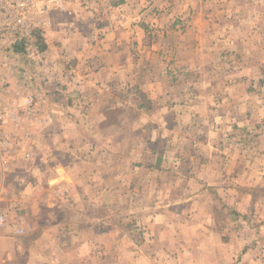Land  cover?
I'll use <instances>...</instances> for the list:
<instances>
[{"label": "rangeland", "instance_id": "obj_1", "mask_svg": "<svg viewBox=\"0 0 264 264\" xmlns=\"http://www.w3.org/2000/svg\"><path fill=\"white\" fill-rule=\"evenodd\" d=\"M69 16L98 49L116 25L138 28L151 60L175 64L176 96L163 98L171 114H154L159 100L115 76L94 106L83 82L97 55L64 61L71 72L56 78L71 86L55 89L53 114L87 135L70 142L69 182L53 187L70 195L61 217L101 228L99 264H264V0H62L39 21V54L0 52L8 89L42 67ZM6 134L5 154L18 142Z\"/></svg>", "mask_w": 264, "mask_h": 264}, {"label": "crops", "instance_id": "obj_2", "mask_svg": "<svg viewBox=\"0 0 264 264\" xmlns=\"http://www.w3.org/2000/svg\"><path fill=\"white\" fill-rule=\"evenodd\" d=\"M71 17L65 21L68 30L60 41H49L42 67L29 69L28 82L12 81L8 89L7 98L15 108L3 128L8 134H16L18 142L3 153L5 162H0V215L5 216L0 223V264H99L95 254L101 247V228L94 223L85 228L81 222L64 220L59 204L70 195L53 193L55 185L66 184L72 177L71 159L77 150L70 149V142L80 145V135L81 140L87 135L80 125L68 126L65 114H53V104L58 103L54 100L55 89L61 88L62 94L68 96L71 86L68 80L56 78L71 72L72 66L64 65L65 60L82 57L87 51L97 55L93 61L97 67L91 69L93 78L83 82L85 86L90 83V89L96 92L90 96L93 105L102 101L100 90L119 85L117 76L127 88L139 86L149 99L159 100L161 105L153 109L154 114H171L163 98L176 96L172 91L169 94V86L176 82H171L166 73L175 64L168 66L151 60L156 55L148 49L153 47L144 45L138 28H127V22L124 28L116 25V29L108 30L110 40L98 49L89 44L86 34L73 33L75 19L81 20ZM165 46L159 52L162 55L174 49L172 45ZM31 96L35 105L29 112L26 101ZM94 106L90 114H99Z\"/></svg>", "mask_w": 264, "mask_h": 264}, {"label": "built area", "instance_id": "obj_3", "mask_svg": "<svg viewBox=\"0 0 264 264\" xmlns=\"http://www.w3.org/2000/svg\"><path fill=\"white\" fill-rule=\"evenodd\" d=\"M52 5H62V0H0V52L39 54L36 48L37 28L46 9ZM9 82L0 71V162H5L3 149L9 147L10 141L2 124L14 108L7 98ZM26 109L33 111V98L26 101ZM7 135V136H6ZM5 216L0 215V223Z\"/></svg>", "mask_w": 264, "mask_h": 264}]
</instances>
